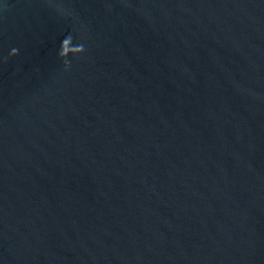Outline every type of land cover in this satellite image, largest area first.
<instances>
[{"label":"water","instance_id":"95a60500","mask_svg":"<svg viewBox=\"0 0 264 264\" xmlns=\"http://www.w3.org/2000/svg\"><path fill=\"white\" fill-rule=\"evenodd\" d=\"M0 264H264V0H0Z\"/></svg>","mask_w":264,"mask_h":264},{"label":"clouds","instance_id":"9594fccd","mask_svg":"<svg viewBox=\"0 0 264 264\" xmlns=\"http://www.w3.org/2000/svg\"><path fill=\"white\" fill-rule=\"evenodd\" d=\"M71 38H65L63 39L62 43H61V51L59 53V55L61 57H67L69 55V53H72V54H76V53H80V52H83L84 51V48L83 46H71ZM71 46V47H70ZM11 55H15L16 54V50L14 49L12 51V53H10ZM68 64V61L65 60V65Z\"/></svg>","mask_w":264,"mask_h":264}]
</instances>
